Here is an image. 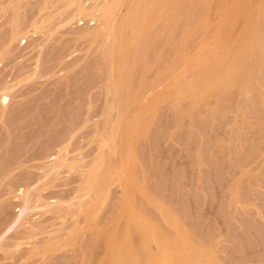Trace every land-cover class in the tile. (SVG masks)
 <instances>
[{
    "label": "rangeland",
    "instance_id": "obj_1",
    "mask_svg": "<svg viewBox=\"0 0 264 264\" xmlns=\"http://www.w3.org/2000/svg\"><path fill=\"white\" fill-rule=\"evenodd\" d=\"M113 1L0 0V264H96L114 232L99 238L94 227L105 231L123 212L117 220L122 230L126 210L142 215L165 238L180 232L182 249H190L187 258L194 256L192 247L208 264H264L259 0H178L167 10L162 0H151L147 17L152 15L143 22L154 18L148 26L141 23L146 31L140 24L133 35L125 29L115 50L102 27L107 20L119 22L126 10L109 11L110 20L103 11ZM201 18L207 25L193 33ZM247 29L252 35L238 66L240 80L233 68L226 77L221 71L222 78L210 75L197 95L185 92L195 73L219 58L225 69L222 57L237 42L246 44ZM183 30L190 38L184 58L172 67ZM112 69L116 81L130 78L118 93ZM141 80L147 86L142 97ZM115 160L127 162L125 173L132 165V174L122 175L120 167L113 172L92 228L83 208L94 194L83 186L89 177H105ZM124 175L128 197L119 180L125 182Z\"/></svg>",
    "mask_w": 264,
    "mask_h": 264
},
{
    "label": "bare ground",
    "instance_id": "obj_2",
    "mask_svg": "<svg viewBox=\"0 0 264 264\" xmlns=\"http://www.w3.org/2000/svg\"><path fill=\"white\" fill-rule=\"evenodd\" d=\"M150 1L151 0H114L110 5H108V6H106L105 8H104V11H103V14L105 15L106 14V16L108 17V15H109V13H111V12H109V11H112V13L114 14V11H116V9L117 8H119L120 6H123V7H125V10H126V12H125V15L122 17V19L119 21V22H117V23H114L113 22V24L112 23H110V21L109 20H107L106 21V23L104 24V26L102 27V29L103 30H105L106 31V34H107V36L112 40V43L114 44V50L116 49L115 48V46H120V44L118 43V41H119V39H120V37H121V33L125 30V29H129L131 32H132V30H133V32L131 33L132 35L134 34V28L138 25L139 26V24H140V28H143L144 26V24L146 25V23H144L145 21H146V19H148V17H150V15H152V14H150L149 13V16L147 17V15H148V12L150 11L149 10V3H150ZM154 1H156V0H153V2ZM173 2V1H176V2H178V0H162V2L165 4V6H162L163 8L164 7H166L165 9L167 10L168 8L167 7H170V2ZM184 1V0H183ZM186 1V0H185ZM193 1V0H192ZM199 2H200V0H198ZM235 1L236 0H234V1H232V2H234V4H235ZM238 1V0H237ZM236 1V2H237ZM239 1H241V0H239ZM152 2V1H151ZM202 2H204V3H206L207 2V0H202L200 3H202ZM212 3V2H211ZM225 3V2H224ZM238 3V2H237ZM237 3H236V5H237ZM243 3H245V2H243ZM258 3H259V7H260V9H262V11H263V13H262V15H261V17H259L258 19L261 21L260 23H261V26H257V27H264V0H259L258 1ZM155 4V3H154ZM161 5H162V3H160ZM203 4V3H202ZM161 5H159V6H161ZM172 5V4H171ZM192 5V4H191ZM229 5V4H228ZM239 5V8H240V3L238 4ZM238 5H237V7H238ZM243 5V4H242ZM156 6V5H155ZM247 6V5H246ZM244 7V6H243ZM153 8V7H152ZM157 7H154V9H152V10H154V11H156L155 9H156ZM220 8V7H219ZM229 8V7H228ZM230 8H232V6L230 7ZM229 8V9H230ZM236 8V7H235ZM238 8V9H239ZM159 9V8H158ZM215 9V8H214ZM224 9H226V7L224 8ZM233 9H234V5H233ZM245 9V8H244ZM165 10V11H166ZM236 11V13H233V11H232V13L231 14H234V16L235 15H237V8L235 9ZM242 10V9H241ZM246 10V9H245ZM158 11V10H157ZM190 11V10H189ZM192 11V10H191ZM223 11V10H222ZM80 12L81 11H78V14H80ZM152 12V11H151ZM207 12V11H206ZM219 12V11H218ZM112 13H111V16H112ZM154 13V12H153ZM227 13H228V11H227ZM248 13V12H247ZM76 14H77V12H76ZM108 14V15H107ZM239 14H241V13H239ZM154 15V14H153ZM188 15V14H187ZM212 15H213V13H212ZM230 15V14H229ZM111 16H109L110 18H112ZM162 16V13H160V16H158L157 18H159V20H160V17ZM163 16H164V14H163ZM206 16V15H205ZM207 16H208V14H207ZM220 16V15H219ZM219 16H218V18H219ZM231 16H233V15H231ZM231 16L229 17V19H231ZM242 16V15H241ZM108 17V18H109ZM152 18H154V16H151ZM213 17V16H212ZM221 17V16H220ZM227 17V16H226ZM237 17V19H238V16H236ZM109 18V19H110ZM146 18V19H145ZM152 18H150V19H152ZM156 18V19H157ZM162 18V17H161ZM204 18V17H203ZM207 18V17H206ZM217 18V19H218ZM221 18H224V15H223V17H221ZM233 18V17H232ZM235 18V17H234ZM150 19H149V21H148V23H150ZM237 19H235V20H237ZM111 20V19H110ZM145 20V21H144ZM153 20V19H152ZM221 20V21H220ZM220 20H218V21H220V22H222V19H220ZM224 20L225 19H223V22L222 23H224ZM109 21V22H108ZM144 21V22H143ZM155 21V20H154ZM206 21H208V19H206ZM203 22H204V19L202 20V18L201 19H199V20H196V22L193 24V26H194V32L193 33H195L196 31H197V29H199L200 28V26L201 27H204V26H202L203 25ZM212 22H213V20H212ZM235 22V21H234ZM141 23H144L143 25L141 24ZM148 23H147V26H148ZM217 23V22H216ZM221 23V24H222ZM229 23H230V20H229ZM109 24H112V25H109ZM204 24H206V22H204ZM142 25V26H141ZM207 25V24H206ZM229 25V24H228ZM233 25V24H232ZM210 26V25H209ZM139 27H136V28H139ZM231 27H233V26H231ZM230 27V28H231ZM147 28V27H146ZM251 28L252 27H250V31H252V33H253V28H252V30H251ZM143 29H145V28H143ZM143 29H141V33H145V31H146V29H145V31H142ZM172 29V28H171ZM213 29H215V28H213ZM225 29H226V26H225ZM232 29V28H231ZM255 29H257V28H255ZM249 29H247L246 30V34H244V35H242L243 37H244V40L243 41H246V44L244 45V46H241L242 44H241V41H239V42H235L236 43V45H234L233 47H230V49L231 50H229V52H227L225 55H226V58H225V56H224V58L222 57V59H224V60H226L227 62H226V66H225V69H222L220 66H218V64H219V62H221V61H219V59H221V58H219L218 59V61L216 60L217 59V57H216V63H214V65H212V67H209V66H206L207 67V69L206 68H203V69H206L205 70V72H203L202 70V72L200 71V72H196L195 74V76H193L192 77V79L190 80V82L187 84V89H185L184 90V88H183V90L186 92H190L191 91V93L192 94H194L193 92L195 91V93H196V95H197V92H199L201 89H202V87L204 86V84H206V82H207V78L210 76V75H213V74H216V73H219V78H222L223 76V74H224V76H225V74H226V72H227V74H228V72L230 73V71H233L234 72V70H232L233 68H235V71L237 72L236 73V76H235V73H234V78L236 79V77L238 78V80H240L239 79V75H238V73H240V71L238 70V66L239 65H241V67H243V65H244V62H242L243 61V57H245L246 56V50L250 47L249 45H250V43H249V41H250V36L252 35V33H250V31H248ZM262 31H261V34L262 35H260V40L258 41L259 42V47L258 48H256V49H259L258 51L259 52H257L258 53V55H259V58H260V60L262 61V59H264V29H261ZM137 31H138V29H137ZM203 31V30H202ZM239 31V30H238ZM237 31V32H238ZM171 32V31H170ZM172 32H174V31H172ZM210 32V31H209ZM213 32V31H212ZM143 33V34H144ZM182 34H181V36H180V42H179V44H178V47L176 46V48L174 49V54H173V58H171V64L170 63H168V64H170V65H172V67L173 66H175L174 64H175V62H177V60L179 61L180 59H182V58H184V57H180V55H181V52H182V50H183V48H184V46H185V44H186V42L189 40V38H190V34H188V33H190V32H186V30L184 31L183 30V32H181ZM243 33H245V30H244V32ZM142 34V35H143ZM192 35V34H191ZM207 35V34H206ZM240 35V34H239ZM246 35V36H245ZM140 36H141V34H140ZM144 36V35H143ZM142 37V36H141ZM211 37V36H210ZM213 37V36H212ZM215 37V36H214ZM217 37H219V36H217ZM216 37V38H217ZM206 38V37H205ZM210 38H208L207 40H209ZM220 39V38H219ZM207 40H206V42H207ZM248 40V41H247ZM141 41H142V39H141ZM201 41V40H200ZM223 41V40H222ZM231 41V40H230ZM242 41V42H243ZM215 42V41H214ZM219 42V41H218ZM221 42V41H220ZM139 43H140V40H139ZM212 43V42H211ZM210 43V44H211ZM199 44V43H198ZM208 44V43H207ZM241 44V45H240ZM206 45V44H205ZM229 45V44H228ZM198 46V45H197ZM200 46L202 47V46H204L202 43L200 44ZM200 46H199V48H200ZM232 46V45H231ZM222 48H223V46H221ZM219 48H220V46H219ZM205 49V48H204ZM229 49V48H228ZM127 50V49H126ZM194 50H195V48H194ZM224 51V50H223ZM222 51V52H223ZM195 52V51H194ZM193 52V53H194ZM226 52V51H225ZM199 53H202V52H199ZM199 53H197V54H199ZM205 53V52H204ZM212 53V52H211ZM210 53V54H211ZM191 54H192V52H191ZM209 54V55H210ZM245 54V56H243ZM185 55V54H184ZM187 55V54H186ZM199 55H202V54H199ZM216 55V54H215ZM217 55H218V52H217ZM220 55V54H219ZM223 55V54H222ZM188 56V55H187ZM186 56V57H187ZM196 56V55H195ZM204 56V55H203ZM203 56H202V59H203ZM180 57V58H179ZM190 58V57H189ZM195 58H197V57H195ZM243 58V59H242ZM245 59H246V57H245ZM244 59V60H245ZM200 60H201V58H200ZM126 61V60H125ZM184 61H186V59L184 60ZM188 61V60H187ZM193 61V60H192ZM199 61V60H198ZM213 61V62H214ZM260 61V62H261ZM264 61V60H263ZM118 62H120V60H118ZM117 61L115 62V64L116 63H118ZM203 62V61H202ZM210 62H212V61H210ZM223 62V61H222ZM120 63H123V64H126V63H124V58H123V61L122 62H120ZM179 63V62H178ZM195 63V62H194ZM242 63V64H241ZM263 63V62H262ZM146 64V63H145ZM185 64H186V62H185ZM210 64V63H209ZM213 64V63H212ZM221 64V63H220ZM188 65H189V62H188ZM206 65H208V64H206ZM211 65V64H210ZM169 66V65H168ZM202 66V65H201ZM236 66H237V69H236ZM176 67V66H175ZM164 68H166V67H164ZM200 68V67H199ZM240 68V67H239ZM145 69V68H144ZM221 69V70H220ZM112 71H113V69H112ZM220 71L221 72H223L222 73V75H220L221 73H220ZM239 71V72H238ZM144 72V71H143ZM233 72H231L232 74H233ZM162 73V72H161ZM143 74V73H142ZM226 74V75H227ZM232 74H230V75H232ZM129 75V77H130V75L131 74H128ZM159 75V74H158ZM220 76H222V77H220ZM228 76V75H227ZM112 87H113V89L118 93L121 89H123L122 88V86L124 87V85H123V82H124V80L126 81L127 79H128V76H127V74L125 75V77H124V80L122 81V82H118V81H116L115 79H117V76L115 75V72L113 71V73H112ZM126 77H127V79H126ZM160 77V76H159ZM226 77V76H225ZM142 79H143V77H142ZM128 80H130V78L128 79ZM237 80V79H236ZM235 81H234V79H233V82H232V85H233V83H234ZM238 83V85H239V82H235L234 84H237ZM221 84H222V81H221ZM171 86V85H170ZM234 86H236V85H234ZM146 83L143 81V80H141V83L139 84V87H138V89H137V94L140 96V97H142V96H144V94H146ZM168 87V86H167ZM195 87H198V88H196V89H194ZM199 87L201 88L200 90H197V89H199ZM226 87H228V86H226ZM168 89H169V87H168ZM167 90V89H166ZM194 90V91H193ZM197 90V91H196ZM211 90H214V89H211ZM225 91V90H224ZM169 93H170V91H168ZM167 92V93H168ZM173 92V91H172ZM171 92V93H172ZM175 92V91H174ZM177 92V91H176ZM183 93V92H182ZM170 95V94H169ZM180 95V94H179ZM178 95V96H179ZM181 95H183V94H181ZM159 97H157V99H158ZM121 105H122V114L120 115L121 117H119V119H120V121H121V124H120V126L122 127L123 126V124L125 123V121L127 120V119H125V120H123V118L126 116L125 115V108H123L124 107V102H121ZM126 118H128V117H126ZM122 120H123V123H122ZM119 123V122H118ZM118 128H120L119 126H118ZM117 128V129H118ZM123 128V127H122ZM122 128H121V131H122ZM115 130V129H114ZM119 130V129H118ZM118 130H116L117 132H118ZM115 137H116V140L118 141V137L116 136V135H114ZM118 136L120 137L119 138V141L121 142V136H120V131H119V133H118ZM122 136H123V134H122ZM114 137V138H115ZM112 140V139H111ZM113 141V140H112ZM118 141V142H119ZM114 142V141H113ZM116 142V143H113V144H115L114 146H117L118 148H120L121 146V143L119 142ZM125 142V141H124ZM126 144V143H125ZM113 146V145H112ZM114 146H113V150L116 152V151H118L117 150V148H114ZM128 146H130V145H128ZM128 148V147H127ZM112 150V152H113V154H115L116 155V153L114 152ZM111 152V153H112ZM121 152V151H120ZM112 154V155H113ZM120 154V153H119ZM111 155V156H112ZM114 156V155H113ZM112 158V157H111ZM115 161H117V160H115ZM127 162H130L129 161V159H127ZM127 162H126V165H127ZM118 165H119V163H118V161L116 162ZM120 163H121V165H119V166H117V164H116V166L114 165V167H113V171H112V173L109 175V172H111V171H109L110 170V168H109V170L107 171V175L104 177V176H102V178L104 177L105 179H102V178H99V179H97L96 177H89L88 179H89V181H87V183L85 184L86 186H83V190H85V188L88 190V192L86 193V194H88L90 191L91 192H93V194H94V198L91 200V202H89V204L87 205V207H84L83 208V211H84V213H85V219H86V223L88 224L89 223V225L92 227V226H94L93 225V218H95V217H93V216H95V215H93L96 211L95 210H97L96 209V206H97V208H98V205H99V203H102L103 202V200H105L104 198L106 197V195H107V191L106 190H104V188L105 187H107V185L109 184V183H111V182H113L112 181V177L111 176H113L114 175V173L113 172H117V168L118 167H120V168H118V169H120V171H122V175L123 174H125L126 176H127V173H129V174H132V172L131 171H133V168H132V165H129V170H127L126 172L127 173H125L124 171L127 169V167L125 168V164L123 163V162H121L120 161ZM131 164V163H130ZM122 165H125L124 166V171H123V167L121 168V166ZM132 169V170H131ZM131 170V171H130ZM119 171V170H118ZM131 172V173H130ZM118 173H120L121 174V172H118ZM116 175V174H115ZM125 175H124V179H125V182H124V180H123V177H121L122 179H119V178H117V179H119V180H121L122 182H120V185L122 184L123 185V189L127 192V194L125 193V195L128 197V195L131 193V191H129V190H131V187H128V183L130 184V181L128 182V178H126L125 177ZM87 177V176H86ZM85 177V178H86ZM96 179V180H95ZM111 179V180H110ZM87 180V179H86ZM108 181H111V182H109L108 183ZM119 182V181H118ZM108 183V184H107ZM124 183H125V186H124ZM105 189H107V188H105ZM103 190H104V192L106 193H104L103 192ZM104 193V194H103ZM85 194V195H86ZM91 194V193H90ZM132 195V194H131ZM102 196H104V197H102ZM101 197H102V199H101ZM131 197V196H130ZM92 198V197H91ZM99 198H100V201L101 202H98L99 201ZM123 198L126 200L127 198H125V196H124V193H123ZM122 198V199H123ZM125 200H124V202H125ZM128 201H129V203H130V199H127ZM123 201V200H122ZM122 204H123V202H121ZM121 203H120V206L119 207H121ZM96 204H98V205H96ZM126 205V204H125ZM123 206V207H125L126 209H128L129 207V205L127 204V207L126 206ZM124 208V209H125ZM123 209V210H124ZM125 209V210H126ZM122 210V211H123ZM122 211H119L120 213L122 212ZM127 211L129 212V213H127ZM124 213H126V215L124 216V220H125V227L122 229V230H120L119 229V224H118V222H117V220H119L121 217V214L123 215V212L121 213V214H119L120 216H119V218H117V216H114L115 218L114 219H116V220H112V222H111V224H109L108 225V228L107 229H105V231H102V230H98L96 227H94V230L95 231H97V235H98V237L100 238H103V236L108 232V231H110L109 232V235H108V237L107 238H109V236L110 235H112V232H114V234H113V237L110 239V241L108 242V240L109 239H107V242H105V246H104V251H103V255H102V257H101V261L103 262H101L102 264H196V263H198V264H200V263H202V264H206L207 263V258L205 257V255L204 254H202L201 252H198V251H196L194 248H192L191 247V251H192V253H193V255L196 257V259L194 258V256L192 257V254H190L191 255V257H189L188 256V258L186 257V256H184V255H186L187 253H188V251L190 250V249H188V251H186V250H184L185 248H186V244H184L185 245V248L184 249H182L184 246H183V244L182 243H184L183 242V240H181L180 239V232L177 234L178 236H176L173 240H171V239H168V238H165L162 234H161V232L160 231H157V230H153L154 228L153 227H150V225H148V223H146L145 221H146V219L144 218V217H142V215L140 216L139 214L137 215V214H135V213H133V214H131L130 213V211L129 210H126V212H124ZM122 218H123V216H122ZM114 221V222H113ZM93 228V227H92ZM96 228V229H95ZM118 230L120 231L119 233H118ZM151 234H153V235H151ZM184 236V235H183ZM106 238V237H105ZM105 240V239H104ZM135 240V241H134ZM188 241V240H187ZM72 243V242H71ZM155 246H154V245ZM55 245V244H54ZM62 245V244H61ZM152 245L154 246V248L155 249H153L152 248ZM175 249V251H173L174 249L172 248V247ZM170 248V251L172 250V252H174V253H170L169 252V248ZM190 247V246H189ZM182 250V251H181ZM184 252H185V254H184ZM191 253V252H190ZM189 254V253H188ZM191 258H194L195 259V261L192 259V262L194 261V262H196V263H191L190 261V259ZM198 259V260H197ZM100 260L98 259V261L100 262ZM97 261V260H96ZM93 262H94V260H93ZM99 262H95L96 264L98 263V264H100ZM208 263H210V262H208ZM207 263V264H208ZM93 264V263H92Z\"/></svg>",
    "mask_w": 264,
    "mask_h": 264
}]
</instances>
